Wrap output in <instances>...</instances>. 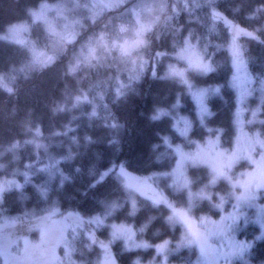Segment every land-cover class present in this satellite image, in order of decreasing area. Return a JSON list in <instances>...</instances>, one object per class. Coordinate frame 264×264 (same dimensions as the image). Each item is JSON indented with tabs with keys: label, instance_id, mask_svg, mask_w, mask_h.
<instances>
[{
	"label": "trees",
	"instance_id": "1",
	"mask_svg": "<svg viewBox=\"0 0 264 264\" xmlns=\"http://www.w3.org/2000/svg\"><path fill=\"white\" fill-rule=\"evenodd\" d=\"M43 1L56 0H0V32L17 21H30V12ZM221 17L245 29L239 43L250 73L259 82L264 77V0L179 3L145 32V46L138 49L141 55L135 59L111 48L84 62L83 56L76 54L82 38L75 43L62 42L40 22L31 23V37L37 46L55 54L45 66L33 60L27 46L0 38V75L8 82L5 87L0 84V177L21 183L20 188L2 191L0 214L18 215L33 209L50 217L55 210L95 215L103 219L98 233L105 240L111 238V222H125L133 226L136 238L149 246L128 249L123 240H112L118 264H194L197 250L182 244L184 231L169 220L170 207L129 191L116 170L123 165L140 176L170 171L177 158L173 145L181 143L192 150L194 143H188L177 131L171 114L156 115L160 109L175 114L180 109L189 117V139L204 141L221 129V146L233 148L237 99L230 83L231 33ZM187 39L194 41L212 64L207 74L187 69V79L194 85L220 88L208 95L212 114L204 122L198 117L187 84L163 74L166 62L178 61L174 52ZM136 59L145 65L132 75L129 66ZM255 107H259L256 117L252 115ZM248 116L256 121L247 124V129L252 133L258 130L264 137V101L251 99L245 112ZM244 164L246 161H241L238 167ZM112 166L115 168L101 178ZM189 172L194 189L208 183L217 191L213 200L229 189L223 179L211 185L212 175L205 166L191 167ZM153 183L177 207L189 208L194 217L207 214L218 218L222 213L208 198L194 201L192 207L186 191L174 189L169 177ZM133 199L137 205L134 212ZM231 200L226 202L227 208ZM237 237L251 243L248 261L237 259L231 264H264V236L252 218L247 224L239 222ZM88 242L89 237L80 229L74 241V259L96 264L102 247L98 242L88 246ZM165 242L163 255L155 246Z\"/></svg>",
	"mask_w": 264,
	"mask_h": 264
},
{
	"label": "rangeland",
	"instance_id": "2",
	"mask_svg": "<svg viewBox=\"0 0 264 264\" xmlns=\"http://www.w3.org/2000/svg\"><path fill=\"white\" fill-rule=\"evenodd\" d=\"M200 0H56L43 1L38 7L30 12V21L21 20L8 26L3 32H0V38L9 39L27 46L31 52L33 60L41 66L51 63L55 59V54L47 49H43L34 43L31 36V23L40 22L46 30L54 37L65 43H72L74 40L82 38L79 43V50L76 54L83 56L84 62H90L99 57L101 50L110 52L111 48L117 49L121 54L140 56L138 49L143 48L145 32L153 25L160 22L168 10L177 9L179 3L198 2ZM128 17L126 19L127 15ZM224 17V16H223ZM224 23L230 29L231 41L229 51L231 53L233 74L230 83L236 92L237 107L235 111L236 135L232 149H225L221 146L220 133L217 129L215 133L209 134L204 141H198L193 137L189 139L192 128V122L188 116L183 114L180 109L170 112L166 109H160L156 115L171 114L173 124L177 131L185 137L188 143H194L192 150L183 147L181 143L173 145L176 154V163L172 170L166 172H156L146 176H140L128 171L123 165H119L116 172L121 178L125 187L131 191L144 194L154 203H165L171 205L169 220L172 223H178L184 231L183 245L194 246L197 250V258L194 264H231L237 259L246 258L251 243H247L237 237V225L241 220L245 221L252 218L261 228V234L264 236V187H256L260 182V176L257 174L253 178L249 189L245 188L238 181L248 180V173L256 172L257 165L253 161H260L264 157V137L256 130L254 133L247 129V124H254L255 118L245 117L251 99H258L261 103L264 101V77L256 82L249 71L247 61L243 55L239 43V37L245 29H242L237 23L230 19L222 18ZM239 32V35H237ZM239 47L240 67L237 68L236 58L233 55V40ZM75 43V42H73ZM54 45L50 42V46ZM197 44L191 39H187L185 45L174 52V57L178 61L166 62L163 74L168 77H177L184 81L190 92L198 117L202 122L211 115L208 104V95L214 89L220 91L218 85L213 88L192 84L187 79V69L195 70L202 74H207L212 70V64L202 55ZM59 47H64L58 44ZM183 51V54H181ZM197 53L207 69L195 67L189 62V54ZM75 54V55H76ZM161 56V54H159ZM168 60V57H166ZM138 59L129 66L132 75L137 74L143 69V63H138ZM156 62L153 60V63ZM183 71V77L174 73L172 69ZM155 66L153 68V71ZM187 81V82H186ZM0 84L8 86V82L0 75ZM212 89V90H211ZM259 107H255L252 115L256 117ZM155 115V116H156ZM214 142V147H210L209 142ZM239 151L237 152V144ZM192 147V146H191ZM190 147V148H191ZM189 148V149H190ZM200 149L208 150L203 162L196 157ZM223 150L225 155L221 161H217V152ZM236 152V157L232 160L229 167L226 163L228 156ZM185 154L181 165V154ZM241 161H246L241 167H238ZM222 163L223 171L227 175H218L212 165ZM251 167H250V166ZM207 167L212 175L211 185L225 180L229 184L226 193L219 192L217 200H213L212 194L217 193L209 187L208 183L193 188L191 167ZM180 167L181 173H177ZM115 166L103 171V178ZM123 169V171H122ZM27 179L26 171L23 172ZM127 174V175H126ZM161 177H169L171 185L176 190H184L193 207L194 201L198 199H212L213 206L222 211L220 217L214 218L207 214H201L194 217L189 208H179L167 196V194L153 180L159 181ZM215 177V182H213ZM230 177V179H229ZM5 178V179H4ZM130 184L137 185L136 187ZM21 187V183L13 178L0 177V195L2 191ZM227 188V187H226ZM154 190V191H153ZM162 196L159 203L155 202L154 197ZM232 198L231 205L227 208L226 202ZM167 201V203L165 202ZM136 201L132 200V210L136 211ZM173 209L185 210L188 215L196 222V227L207 237L204 250H201L200 243L188 241L193 240L184 222L176 215ZM55 210V215L50 217L46 213H37L33 209H27L22 214H0V264H83L74 259L75 246L74 241L80 229L89 237L91 242H98L102 247V256L96 264H105L106 261L114 260L112 254V240H123L128 249L146 248L149 243L145 240L136 238V231L133 226L125 222H111V238L103 239L98 233V228L103 224V219L95 215H80L77 212L69 211L59 213ZM171 218V219H170ZM215 222V223H213ZM123 229L118 231L117 229ZM107 245L105 248L102 245ZM161 243L155 247L159 252L165 255V248L161 250ZM248 261V260H247Z\"/></svg>",
	"mask_w": 264,
	"mask_h": 264
},
{
	"label": "snow or ice",
	"instance_id": "3",
	"mask_svg": "<svg viewBox=\"0 0 264 264\" xmlns=\"http://www.w3.org/2000/svg\"><path fill=\"white\" fill-rule=\"evenodd\" d=\"M237 35H239V32H237ZM248 35H252V33H248ZM232 50H233V55L236 58L237 68L239 69V67H240V60H239L240 52H239V47H238V45L235 42V38L233 40ZM181 54H183V51H182ZM188 58H189L190 64H192L193 66L207 69L208 66L203 63L201 57L197 53H195L194 51L189 54ZM172 71L174 73H176V74H178V75L183 77V71L182 70L178 71L175 68H173ZM209 144H210V147H214V142L210 141ZM238 151H239V143L237 144V152ZM207 154H208V150L200 149L196 153V157H190V158H199L203 162L207 163L208 160L205 159ZM224 155H225V153H224L223 150L217 152V161H221L222 158L224 157ZM236 155H237V153L234 152L230 156H228V159H227L226 163L228 164L229 167L231 166V162L236 157ZM181 156H182V159H181V165H182L183 158H184L185 154L182 153ZM253 162L256 163V165H257V171L248 173V180L238 181V183H241L242 186L245 188V192L248 191L249 186H250L253 178L256 177L257 174H259V176H260V182L256 184V187H264V157H262L260 161H253ZM212 167H213L214 171L217 172L218 175H227L223 171L222 163H214L212 165ZM122 171H123V169H122ZM177 173L178 174H182L180 167H178ZM215 179L216 178L213 177V182H215ZM229 179H230V177H229ZM130 186L136 187L137 185L130 184ZM161 199H164V198L162 196H159V195L154 197V200L157 203H159ZM165 202L167 203V201H165ZM169 206L171 207V205H169ZM173 212H174V215L178 216L184 222V224L186 225L189 233H191V235L193 236L194 239L190 240L188 242L189 243H192V242L200 243L201 250L203 251L204 250V245H205L206 240H207V237L196 227V222L188 215V213L185 210L173 209ZM213 223H215V222H213ZM122 229H123V226H121V228H119L117 230L120 231ZM166 244H167V242H165V244L160 245L159 248L161 250H163V248L166 246ZM102 246L105 247V248L108 247L106 244L102 245ZM105 264H115V261L114 260H111L110 262L106 261Z\"/></svg>",
	"mask_w": 264,
	"mask_h": 264
}]
</instances>
